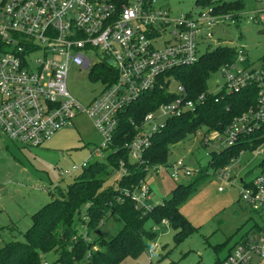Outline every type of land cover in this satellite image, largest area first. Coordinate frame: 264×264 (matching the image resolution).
Masks as SVG:
<instances>
[{
    "label": "built area",
    "instance_id": "2783aa9c",
    "mask_svg": "<svg viewBox=\"0 0 264 264\" xmlns=\"http://www.w3.org/2000/svg\"><path fill=\"white\" fill-rule=\"evenodd\" d=\"M249 20L264 22V10L254 11ZM219 21L235 24L231 13L216 12L212 6L172 16L156 0H0V42L8 47L0 53L1 133L23 146L38 147L82 113L102 138L91 155L104 158L123 130L122 112L146 92L164 91L170 99L146 113L140 123L132 121V116L126 119L137 132L124 147L131 161H142L153 136L169 118L195 112L203 102V93L188 98L179 82L181 94L171 93L170 78L176 76L168 72L197 63L200 42L213 37L212 29ZM93 50L104 55L97 65L107 64L111 69L108 81L99 77L98 94L83 104L68 92L66 77L70 65L89 68L88 53ZM244 55V48H237L235 61L220 68L226 79L223 88L238 91L255 83L258 103L219 134L225 146L235 144L242 134L254 133L264 122V69L245 66ZM166 166L173 179L180 170L191 173L181 161ZM120 167L126 173L123 161ZM153 168L158 170L159 165ZM215 176L222 183L238 182L240 198L264 215V167L248 180L231 177L229 166ZM125 193L135 207L146 211L152 207L146 205L150 187L144 179ZM261 227L245 234L222 264H264V224Z\"/></svg>",
    "mask_w": 264,
    "mask_h": 264
},
{
    "label": "rangeland",
    "instance_id": "374dc122",
    "mask_svg": "<svg viewBox=\"0 0 264 264\" xmlns=\"http://www.w3.org/2000/svg\"><path fill=\"white\" fill-rule=\"evenodd\" d=\"M241 1L244 8L239 11L240 17L236 23L219 21L212 29L213 37L200 42L199 55L217 44L243 47L244 57L252 63V69L259 70L264 66V59L261 58L264 56V22L254 23L249 16L254 11L264 10V0ZM156 5L168 8L172 16L194 13L199 8L195 0H156ZM88 54L91 66L84 69L70 65L66 77L68 92L83 104H88L102 88L101 80L95 78L94 73L100 71L101 67L97 64L104 55L99 50ZM170 80L171 93L180 95L178 80ZM225 82L218 69L209 75L207 91L218 93ZM72 121L71 125L54 131L38 147L23 146L0 131V247L11 240H23V234L31 223V215L51 201L52 197H57L60 191L65 192L83 172L84 162H105L106 156L100 158L91 155L92 149L102 141L92 121L82 113ZM219 134L202 126L196 134L188 135L169 148L166 164H155L159 165L158 170L153 168L155 165L151 166L144 176V181L150 187L146 205L154 206L173 197L178 184L188 186L202 172L204 176L198 178L192 187L194 189L178 206L180 213L196 229L176 244V229L171 223H164L163 220L155 222L149 218L145 228L153 227V236L146 241L145 250L137 257H125L118 264H220L233 244L245 234L255 232L254 224H264V215L240 198L238 182H232L233 185L220 182L212 167L208 166L212 152H219L225 146L224 140L219 139L224 137ZM107 151L104 150V153ZM262 159L264 143L257 145L253 151H242L228 164L229 173L237 180L253 178L260 170ZM176 161H181L191 173L186 175L180 170L178 177L173 179L169 166L165 165ZM200 169L201 172H198ZM122 174L123 169L119 167L106 178L103 186L117 187ZM219 186L222 187L221 191L218 190ZM122 228V219L113 214L88 234L85 223L78 225L77 232L82 233L88 242H93L97 238L110 240ZM87 258L84 256L77 264H88ZM56 259V253L51 251L43 255L42 263L62 264Z\"/></svg>",
    "mask_w": 264,
    "mask_h": 264
},
{
    "label": "trees",
    "instance_id": "16d2710c",
    "mask_svg": "<svg viewBox=\"0 0 264 264\" xmlns=\"http://www.w3.org/2000/svg\"><path fill=\"white\" fill-rule=\"evenodd\" d=\"M195 4L202 9L212 6L216 12L231 13L235 23L240 17L239 11L244 8V2L241 0L216 3L211 0H195ZM7 49L8 47L0 42V53ZM236 57L237 47L217 44L211 50L206 49L197 63L168 72V75L174 74L184 86L188 98L203 93L204 99L195 112L169 118L153 136L152 143L143 153V160L140 162L131 161L127 148L124 147L137 132L133 124L126 119L132 116V121L140 123L146 113L170 97L164 91L146 92L139 101L122 112L123 130L114 139L112 151L107 154L105 162H87L83 172L65 192L60 191L57 197H52L51 201L34 212L30 226L23 234V240H11L0 247V264H42L43 255L51 251L57 255L56 261L62 264H77L84 256L88 257V264H118L125 257H137L145 250L146 241L153 236V227L145 228V222L149 218L155 222L166 220L171 223L176 229V244L192 233L196 227L180 213L178 206L194 189L192 187L198 182V178L204 176L201 169L192 184H178L173 197L147 211L142 207H135L130 194L125 193V190L135 189L151 166L166 164L168 150L172 145L188 135L196 134L202 126H206L209 131L223 133L243 112L256 106L258 88L255 83L238 91L227 92L224 88L218 93L207 91L209 75L223 66L232 64ZM261 58L264 59V56ZM251 64L244 57V65ZM261 68L264 69V66ZM110 69L107 64H103L100 71L94 73V77L99 79L102 75V81L106 82ZM263 140L264 122L254 133L242 134L235 144L225 146L219 152H212L208 166L216 172L232 163L242 151L255 150ZM120 161H123L126 173L121 175L117 187H104L106 178L120 167ZM259 166L264 167V159ZM180 190L181 194H177ZM113 214L122 219L123 228L112 239L97 238L88 242L82 233L77 232L78 225L85 223L88 234ZM254 225L256 230H261V225ZM235 244L230 247L228 253Z\"/></svg>",
    "mask_w": 264,
    "mask_h": 264
},
{
    "label": "water",
    "instance_id": "95a60500",
    "mask_svg": "<svg viewBox=\"0 0 264 264\" xmlns=\"http://www.w3.org/2000/svg\"><path fill=\"white\" fill-rule=\"evenodd\" d=\"M108 62H111V60H108Z\"/></svg>",
    "mask_w": 264,
    "mask_h": 264
}]
</instances>
